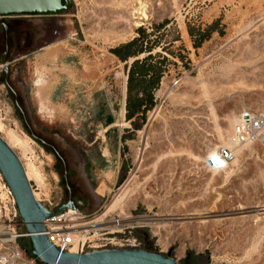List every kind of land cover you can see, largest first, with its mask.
Masks as SVG:
<instances>
[{"label": "rangeland", "instance_id": "374dc122", "mask_svg": "<svg viewBox=\"0 0 264 264\" xmlns=\"http://www.w3.org/2000/svg\"><path fill=\"white\" fill-rule=\"evenodd\" d=\"M144 5L147 18L136 13L140 18L134 19ZM0 20L6 24L0 28V57L8 44L10 67L6 80L0 61V135L9 142L10 134L19 138L12 148L36 172L30 183L41 204L58 208L71 188L80 221L100 217L101 223L77 229L90 239L83 252L121 248L118 243L137 238L140 248L181 264H264V145L226 146L241 112H264V0H71L63 15ZM211 24L217 31L195 48L188 27L204 31ZM134 38L155 45L151 53L164 57L167 73L156 106L146 122L137 120L123 144L125 171L102 199L101 179L90 174L85 152L92 141L90 148L102 152L96 105L120 99L111 49ZM67 40L84 47L79 98L38 105L32 93L48 85L52 71L31 58L51 54ZM74 73L61 75L72 79ZM113 128L132 127L122 121ZM221 147L233 148L236 157L225 168L211 169L208 156ZM115 215L128 228L113 223ZM140 218L150 220L136 222ZM3 225L0 240L8 237Z\"/></svg>", "mask_w": 264, "mask_h": 264}, {"label": "water", "instance_id": "95a60500", "mask_svg": "<svg viewBox=\"0 0 264 264\" xmlns=\"http://www.w3.org/2000/svg\"><path fill=\"white\" fill-rule=\"evenodd\" d=\"M71 0H0V17L56 16L66 14ZM4 57L6 80L10 67ZM219 165V160L209 159ZM0 174L15 200L19 216L30 234L33 254L43 264H181L169 255L142 248H104L88 252L62 251L54 246L44 233V221L77 205L70 196L66 203L50 212L34 196L25 167L12 147L0 135Z\"/></svg>", "mask_w": 264, "mask_h": 264}, {"label": "crops", "instance_id": "0c3cea01", "mask_svg": "<svg viewBox=\"0 0 264 264\" xmlns=\"http://www.w3.org/2000/svg\"><path fill=\"white\" fill-rule=\"evenodd\" d=\"M63 47H69V51L64 53L62 49ZM53 48L55 49L49 55L37 53L31 58L34 63L42 62L52 71L48 77V85L41 91L32 93L31 99L38 105L46 103L48 106H56L63 103L66 99H69V102L72 103L71 98H79L82 91L81 86L85 84L82 70L86 65L83 45L67 40L66 44H56ZM110 55L115 57V64L111 69V73L113 72V74H115L113 78L116 82V78L119 77L121 82L120 99L117 103L108 102L106 99V101H101L96 105V107L100 109V114L96 121L98 125L102 127V131L104 132L100 136L102 152L96 154V152L90 148L94 141L88 144L89 148L85 152L87 162L90 164V174L92 176L97 174L98 178L101 179L98 182L97 188L100 190L98 194L102 199L117 186L121 174L125 171L124 157L122 155L123 144L131 139V132L134 131L132 120H127L126 118L128 74L125 66L127 62H123L111 52ZM131 59L129 62H131ZM29 62L30 61L28 60L26 63L29 64ZM121 65H123L122 70ZM70 70H75L73 75L74 78L67 79L65 76L61 75V73ZM93 70L94 77H97V69ZM120 76H123L122 79ZM56 80L60 83L59 85L54 86L53 83H55ZM70 85L74 87L71 91L68 90ZM116 87H114L115 90ZM108 91L109 89L106 88L104 91L106 95L108 94ZM42 97L45 100L41 99ZM122 121L126 124H130L133 129H112L113 126L118 125V123Z\"/></svg>", "mask_w": 264, "mask_h": 264}, {"label": "built area", "instance_id": "2783aa9c", "mask_svg": "<svg viewBox=\"0 0 264 264\" xmlns=\"http://www.w3.org/2000/svg\"><path fill=\"white\" fill-rule=\"evenodd\" d=\"M73 40L80 41L78 37H72ZM232 140L236 145L258 143L264 145V112L243 111L240 113L237 122L234 125ZM219 165L210 164L211 168L217 166H226L236 157L235 150L231 147H221L217 154ZM46 207V206H45ZM48 211L53 212L57 208L46 207ZM83 218L82 212L76 209H68L58 215H53L44 221L45 231L48 239L55 247L62 251H71L76 247L77 252H83L85 245L90 241L89 237L84 233L78 232L70 227L74 224L73 220ZM128 218V217H127ZM0 221L4 224L8 237L0 240V264H43L33 254L30 243V234L20 229L24 224L19 216L16 208L15 200L9 188L5 184L0 174ZM125 219L120 215H115L112 222L120 228H128L124 223ZM143 224H147L144 222ZM19 227V229H17ZM131 227V226H129ZM121 229L118 231L120 232ZM104 234H112L107 232ZM21 239H25L30 244L29 248H25L21 243ZM108 243L99 245L104 247ZM142 242L137 238L125 239L118 246L129 248H140Z\"/></svg>", "mask_w": 264, "mask_h": 264}, {"label": "trees", "instance_id": "16d2710c", "mask_svg": "<svg viewBox=\"0 0 264 264\" xmlns=\"http://www.w3.org/2000/svg\"><path fill=\"white\" fill-rule=\"evenodd\" d=\"M188 31L193 37L194 47L198 48L211 37L214 31H217V27L211 24L207 30L196 31L189 26ZM139 40L134 38L111 49V53L123 62H127L125 66L128 74L126 118L132 120L134 131L138 127L137 120L146 122L149 111L156 106V91L160 88L161 79L167 73L164 57L156 58L151 53L155 45L140 44ZM145 53L148 55L140 58ZM131 58L133 60L129 62Z\"/></svg>", "mask_w": 264, "mask_h": 264}, {"label": "bare ground", "instance_id": "6f19581e", "mask_svg": "<svg viewBox=\"0 0 264 264\" xmlns=\"http://www.w3.org/2000/svg\"><path fill=\"white\" fill-rule=\"evenodd\" d=\"M142 4V3H141ZM144 8H146V6L144 5V6H142L141 8H138L139 10L141 9V12H138L137 10H135L134 12H133V15H134V19H137V18H140V17H137V16H135L136 15V13H139V14H142V18H147V15H146V12H145V10H144ZM138 21H136V23H137ZM137 25H140L139 24V22H138V24ZM123 68V67H122ZM125 80V79H124ZM168 91H170V90H168ZM158 92H159V90H158ZM161 93V92H160ZM168 93V92H167ZM167 95V94H166ZM157 112H158V110H156L155 111V113H154V115H156L157 114ZM159 113V112H158ZM153 115V116H154ZM152 116V117H153ZM154 118V117H153ZM235 118V117H234ZM233 118V119H234ZM229 119V118H228ZM237 120H238V118L236 119V122H237ZM234 121H235V119H234ZM229 122V121H228ZM230 125V124H229ZM232 127V126H231ZM221 133V132H220ZM223 133V132H222ZM9 134V133H8ZM222 135H226V134H222ZM221 135V136H222ZM228 135V134H227ZM230 137V136H229ZM223 138V137H222ZM10 140H11V142H12V144L13 143H18L19 142V138H17L16 136H13V135H11L10 134V138H9ZM11 142H9V141H7V143L11 146V147H13V145L11 144ZM225 142H226V140H225ZM235 145L236 146V144L233 142V140H232V136L228 139V142H227V144H226V146H231V145ZM13 149V148H12ZM217 153L216 152H212L209 156H208V159H217ZM25 167V171H26V175H27V177H28V179H29V181H33V177H35V176H37L36 175V172L35 171H31L28 167H26V166H24ZM224 166H220V167H217V166H215V167H213V168H211V169H215V170H220V169H222ZM225 168V167H224ZM194 173V172H193ZM39 193H37V192H35L34 191V196H35V198L37 199V200H39V198H38V195ZM117 199H119V198H117ZM119 201V200H118ZM112 205H113V203H112ZM112 205L111 206H109L110 208L112 207ZM115 205V204H114ZM110 208H107L108 210L106 211V213L110 210ZM111 211V210H110ZM106 213H104V214H106ZM105 216V215H104ZM99 218L100 217H98V218H94L93 220H90V221H80V218H76V219H74L73 220V223L74 224H72V225H70V227L71 228H73L74 230H77V229H83V228H86V227H88V226H91V225H96L97 223L99 224V222L101 221V220H99ZM103 218V217H102ZM101 218V219H102ZM136 220V219H135ZM138 220V221H137ZM136 220V222H141V221H144V222H148V220H150V219H143V218H140V219H137ZM185 221V220H184ZM135 222V221H134ZM202 222V221H201ZM101 223V222H100ZM115 232H119V231H115ZM71 252H77L76 251V247H73V248H71Z\"/></svg>", "mask_w": 264, "mask_h": 264}, {"label": "flooded vegetation", "instance_id": "af4514ba", "mask_svg": "<svg viewBox=\"0 0 264 264\" xmlns=\"http://www.w3.org/2000/svg\"><path fill=\"white\" fill-rule=\"evenodd\" d=\"M0 18L3 19V17H0ZM0 28H3V29L6 28L5 21H1V20H0ZM5 46H6V48H5V51H3V53H2V55H1V57H0V61H1V58L4 57L5 52H7L6 57L8 56V52H9V50H8V44H6ZM6 57H5V58H6Z\"/></svg>", "mask_w": 264, "mask_h": 264}]
</instances>
